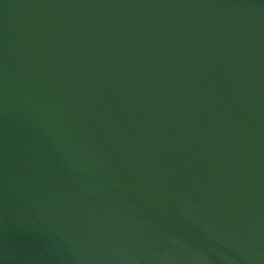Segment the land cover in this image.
Masks as SVG:
<instances>
[{
	"label": "water",
	"instance_id": "obj_1",
	"mask_svg": "<svg viewBox=\"0 0 264 264\" xmlns=\"http://www.w3.org/2000/svg\"><path fill=\"white\" fill-rule=\"evenodd\" d=\"M0 264H264V0H0Z\"/></svg>",
	"mask_w": 264,
	"mask_h": 264
}]
</instances>
